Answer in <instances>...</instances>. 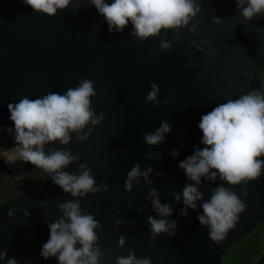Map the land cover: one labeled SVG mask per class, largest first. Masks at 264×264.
<instances>
[{"label":"water","instance_id":"obj_1","mask_svg":"<svg viewBox=\"0 0 264 264\" xmlns=\"http://www.w3.org/2000/svg\"><path fill=\"white\" fill-rule=\"evenodd\" d=\"M263 71L264 0H0V118L44 161L0 264H224L264 224Z\"/></svg>","mask_w":264,"mask_h":264},{"label":"trees","instance_id":"obj_2","mask_svg":"<svg viewBox=\"0 0 264 264\" xmlns=\"http://www.w3.org/2000/svg\"><path fill=\"white\" fill-rule=\"evenodd\" d=\"M262 102L264 106V71ZM31 160L27 174L17 181L3 168L0 161V202H7L39 185L44 172L41 148L28 144ZM7 147L11 145L8 142ZM264 253V224L259 225L246 239L231 247L224 256V264H255Z\"/></svg>","mask_w":264,"mask_h":264},{"label":"flooded vegetation","instance_id":"obj_3","mask_svg":"<svg viewBox=\"0 0 264 264\" xmlns=\"http://www.w3.org/2000/svg\"><path fill=\"white\" fill-rule=\"evenodd\" d=\"M0 131L2 133L0 139H5V141L10 143L11 147H15L19 141L23 143L24 148L27 150V155L23 157V155H18L15 158H8L4 152L0 153V161L3 163V168L9 172L14 180H21L27 174L28 166L31 160V154L28 144L33 146H39L41 148V144L38 139L35 137H30L24 134L21 130L14 127L11 123L5 121L0 118ZM15 131V132H14ZM15 133V134H14ZM0 140V148L1 150L8 151V147L3 144ZM10 147V148H11ZM18 170L15 173V169Z\"/></svg>","mask_w":264,"mask_h":264},{"label":"rangeland","instance_id":"obj_4","mask_svg":"<svg viewBox=\"0 0 264 264\" xmlns=\"http://www.w3.org/2000/svg\"><path fill=\"white\" fill-rule=\"evenodd\" d=\"M15 132V131H14ZM15 134V133H14ZM2 133L0 131V137H1ZM1 140V139H0ZM4 141V142H3ZM1 142H3L4 145L7 146V142L5 141V139H2ZM4 152L5 155L11 159L15 158L16 156H18L19 154L20 155H23V157L25 155H27V150L24 148L23 146V143L21 141H19V143L15 146V147H11V148H8V151H4V150H1L0 148V153ZM15 169V173L18 172V170L16 168Z\"/></svg>","mask_w":264,"mask_h":264}]
</instances>
